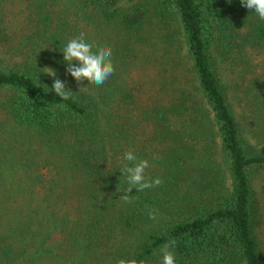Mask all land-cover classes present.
Listing matches in <instances>:
<instances>
[{
    "label": "trees",
    "instance_id": "16d2710c",
    "mask_svg": "<svg viewBox=\"0 0 264 264\" xmlns=\"http://www.w3.org/2000/svg\"><path fill=\"white\" fill-rule=\"evenodd\" d=\"M149 1L0 0V264H162L171 239L176 264H264V20L240 0ZM170 31L179 51L146 89L150 53L127 49ZM81 32L112 49L103 85L65 71ZM129 150L163 183L125 203Z\"/></svg>",
    "mask_w": 264,
    "mask_h": 264
},
{
    "label": "clouds",
    "instance_id": "9594fccd",
    "mask_svg": "<svg viewBox=\"0 0 264 264\" xmlns=\"http://www.w3.org/2000/svg\"><path fill=\"white\" fill-rule=\"evenodd\" d=\"M240 3L245 8L254 11L260 20H264V0H240ZM61 52L63 53V60L67 63L66 73L70 74L78 85L85 79L88 83L103 85L115 71L112 62V49L106 45H94L88 42L84 32L68 40ZM43 70L49 76L55 77L50 89L45 85L48 91L54 92L63 100L69 99L72 92L66 90V81L56 77V72L51 68L45 67ZM123 158L127 163L121 173L126 176L129 186L123 192L124 195L119 198L125 203L133 202L131 195L128 194L133 188L139 192L160 186L163 183L159 177L155 179L146 178L145 170L149 163L146 159H138L132 150L126 151ZM148 215L150 219H155L156 211L149 209ZM175 244L176 241L171 239L161 247L162 264H176L175 254L170 250L175 247ZM115 264H144V261H138L135 258H117Z\"/></svg>",
    "mask_w": 264,
    "mask_h": 264
},
{
    "label": "rangeland",
    "instance_id": "374dc122",
    "mask_svg": "<svg viewBox=\"0 0 264 264\" xmlns=\"http://www.w3.org/2000/svg\"><path fill=\"white\" fill-rule=\"evenodd\" d=\"M142 3H150L151 5L147 6L151 9L153 8L152 3L149 0H139ZM126 6V5H125ZM154 17V21L158 22L160 24L161 20L159 19L158 16H156V14L153 15ZM168 20L169 22V28L173 27V21H171L170 16H165L164 20H163V24H162V29L159 30L161 32V34H163L165 32L164 30V26L166 25V21ZM169 38L171 40L168 39V41L164 42L162 40V38L157 34L154 33L153 34V38L151 39V46L157 50H154L152 47L149 46L148 42H136L135 44L131 45L127 50H128V55L125 56H129L130 53L132 52H138L136 54V56H138V54L143 55L144 53H150V56L148 57H143V59H141L138 62L137 65V71L138 74H134L133 75V79L132 80H137L138 79H143L141 82L143 84V86L146 89H149L147 84H145V82H147L148 79H160V76L158 74V72H161V69H169V67L171 66V61L173 59V55L175 54V52H173V47L176 48V50L179 51V46L180 43L178 42V40L180 41V36L177 33H174V31H170L169 32ZM138 49V51L136 50ZM163 49H167L166 51H164ZM180 54L183 53V49H180ZM261 55H264V52L261 53ZM128 58V57H126ZM169 71V70H168ZM127 76H130L131 71H128ZM165 79V82L168 81V78H162ZM149 94H154L153 91L148 90ZM146 93V94H148ZM8 95L7 91H0V99L6 97ZM144 98H145V93H144ZM2 112H0V118L2 117L3 114H1ZM215 159H217V162L219 161V157H217L216 155L214 156ZM264 184V182H263ZM258 190H261L262 193H264V186H259ZM263 210H264V204H262ZM264 235V223L262 225V229H261V235Z\"/></svg>",
    "mask_w": 264,
    "mask_h": 264
}]
</instances>
